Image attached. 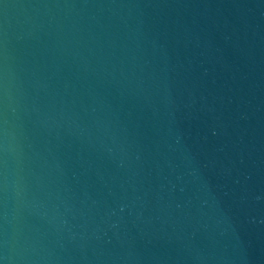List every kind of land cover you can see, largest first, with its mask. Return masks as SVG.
I'll return each mask as SVG.
<instances>
[{
	"label": "water",
	"instance_id": "obj_1",
	"mask_svg": "<svg viewBox=\"0 0 264 264\" xmlns=\"http://www.w3.org/2000/svg\"><path fill=\"white\" fill-rule=\"evenodd\" d=\"M0 264H264V0H0Z\"/></svg>",
	"mask_w": 264,
	"mask_h": 264
}]
</instances>
